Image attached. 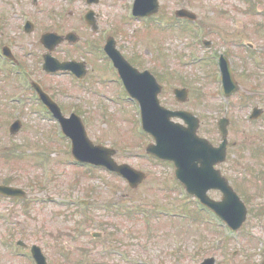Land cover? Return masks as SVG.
<instances>
[{"label": "rangeland", "instance_id": "1", "mask_svg": "<svg viewBox=\"0 0 264 264\" xmlns=\"http://www.w3.org/2000/svg\"><path fill=\"white\" fill-rule=\"evenodd\" d=\"M159 1L157 20H172L176 10L188 9L198 16L203 31L178 24L165 30L134 18L129 22L130 0H99L92 6L85 0H0L1 46L10 47L28 79L22 88L17 77L23 82L24 76L12 67L1 70L5 63L0 60V185L20 187L28 194L25 199L0 196V264H32L28 254L34 247L48 264H134L135 259L200 264L208 257L217 264H259L264 257V0ZM89 8L99 15L94 31L84 22ZM26 18L34 24L31 33L22 29ZM109 30L141 71L159 77L164 106L189 110L201 119L202 137L219 145L217 123L221 118L230 121L227 160L217 168L248 207L238 234L209 213H198L194 198L180 192L173 164L146 153L152 139L139 128L138 113L120 85L109 83L106 61L97 53ZM70 31L80 41L62 44L54 56L93 67L82 82L43 70L46 50L41 35ZM204 40L212 42L211 50L203 47ZM221 49L233 55L242 88V94L229 101L220 93L216 66L205 57L206 62H196L199 50L209 57L225 51ZM29 81L42 85L66 117L80 116L96 144L116 149L118 163L145 172L144 183L131 189L104 169L75 165L71 142L63 139L56 121L37 102ZM174 88L189 89V101L178 103ZM255 106L262 114L251 121ZM16 119L22 129L12 136ZM208 194L215 201L222 199L221 192ZM80 201H87V207ZM18 241L26 247H18ZM119 252L131 262H124Z\"/></svg>", "mask_w": 264, "mask_h": 264}, {"label": "water", "instance_id": "2", "mask_svg": "<svg viewBox=\"0 0 264 264\" xmlns=\"http://www.w3.org/2000/svg\"><path fill=\"white\" fill-rule=\"evenodd\" d=\"M151 5H138L136 8L137 15H149L155 13L159 9L157 0H151ZM140 2V1H139ZM139 4V3H138ZM154 7V9H152ZM180 17L195 19V16L186 10L177 13ZM88 20L93 22V14L88 16ZM32 29L30 25L28 31ZM65 39L76 42L78 38L74 35H68L66 38L57 34L48 33L42 38V43L49 49L46 58L45 70L47 72L73 71L77 72L74 63H59L52 58L51 53L57 45ZM114 41L111 40L110 45L114 47ZM121 61L127 67L128 64ZM130 68V67H129ZM226 67L225 87H228L230 94L234 90H238L235 85L229 68ZM131 69V68H130ZM132 70V69H131ZM134 76H142L153 84L155 91L151 97L144 98L142 92L144 90L138 82H134L131 88L133 96L137 97L143 106L144 123L148 131H150L156 139L157 146H152L148 151L159 156L162 159L175 160L178 168L177 175L186 185L192 194L198 195L202 201L216 211L223 219H225L233 229L241 227L247 217V209L240 201L239 197L228 185V182L220 176L219 171H215L213 166L222 162L226 158L228 121L224 120L220 124L223 135V144L219 149H214L211 144L196 136L199 127V121L187 113H172L159 105L157 94L161 91L160 86L149 74H138L132 70ZM181 102L187 100L186 91H175ZM52 112L62 121L64 132L73 141V155L80 162L92 163L97 166H105L108 169L124 175L130 182L132 187L136 188L145 178V174L137 172L127 165L119 166L112 159L115 151L107 149L103 146H95L88 137L85 127L80 118L73 116L70 120L64 119L58 106L47 96H42ZM261 110H257L254 118H258ZM172 116L183 118L189 125L183 128L178 124L170 122ZM20 128L17 123L12 128V133H16ZM192 164V166H191ZM200 164V166H199ZM210 188H219L224 193L223 202H215L207 196V190ZM0 194L9 197H24L25 193L20 189L0 186ZM97 235V234H96ZM33 253L39 261V264H46L45 258L42 256L38 248L33 249ZM203 264H215L214 259H207Z\"/></svg>", "mask_w": 264, "mask_h": 264}, {"label": "flooded vegetation", "instance_id": "3", "mask_svg": "<svg viewBox=\"0 0 264 264\" xmlns=\"http://www.w3.org/2000/svg\"><path fill=\"white\" fill-rule=\"evenodd\" d=\"M40 1V0H39ZM139 1H147V2H150V0H139ZM35 4H38V3H35ZM8 5H12V3H9L8 2ZM97 16V17H96ZM99 17V15H98V13L97 14H95V20H97V18ZM150 19H146L147 21H152V19H155L154 18V16H151V17H149ZM175 20H177V21H181V20H179V19H176L175 18ZM200 20V19H199ZM171 21H174V19H172ZM186 24H190L188 21H186L185 22ZM94 25L96 26V24L94 23ZM237 28V27H236ZM206 43V42H205ZM116 44H118L117 42H116ZM207 46H208V48L209 49H212L213 48V44H212V42L211 41H208L207 42ZM234 47L235 48H238V43H234ZM117 48H118V50L122 53V55L127 59V61H129L130 62V64L134 67V68H136V69H138V70H140L141 71V68L140 67H138L137 65V63L135 62V60H134V58L131 60V59H129L128 57H127V55L124 53V52H122V48L120 47V46H118L117 45ZM106 48H104L103 50H100V48H98L97 49V53L99 54V55H101V60L103 61V60H105L104 58H108V56L106 55ZM226 54L225 55H221V56H225V58L231 63V65H232V69H233V72H234V62H233V55L231 54V52L229 51V49H226ZM110 54V53H109ZM112 54V53H111ZM110 54V55H111ZM198 56H200V57H207V54H201V52H199L198 53ZM220 56V57H221ZM111 57L115 60V62H118V65H120L121 63H120V60H121V57H115V56H113V54L111 55ZM107 62L108 63H111L112 61L108 58L107 59ZM86 63V62H85ZM122 72H123V74L125 75V77H126V74L128 73V72H131L130 71V69L126 66V65H122ZM86 68V69H85ZM85 68H83V67H81V66H76L75 67V69H76V71H77V73H79V74H83V73H85V72H88L87 73V76L86 77H89V75H90V73H91V69L90 68H93V67H91L90 65H88V63H86V67ZM107 68V67H106ZM97 70L98 71H101V72H103L102 71V69L101 68H97ZM106 70V69H105ZM144 70H148V69H144ZM143 70V71H144ZM105 73V72H104ZM235 73V72H234ZM106 74V73H105ZM107 74L108 75H111L110 77L108 76V78H109V80H110V78H116L117 80H120V76H119V73H118V70L116 69V68H114L113 69V71H107ZM154 74V73H153ZM112 75H115V76H113L112 77ZM154 76L156 77V79H159V77L158 76H156L155 74H154ZM129 77H131V76H129ZM177 110V109H176ZM175 122H179L180 123V121L179 120H174Z\"/></svg>", "mask_w": 264, "mask_h": 264}]
</instances>
